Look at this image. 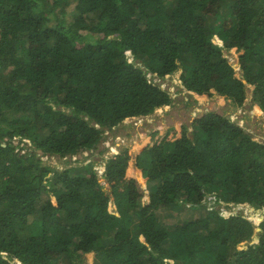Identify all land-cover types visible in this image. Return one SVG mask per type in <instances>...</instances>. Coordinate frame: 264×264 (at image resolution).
Wrapping results in <instances>:
<instances>
[{
	"label": "trees",
	"instance_id": "1",
	"mask_svg": "<svg viewBox=\"0 0 264 264\" xmlns=\"http://www.w3.org/2000/svg\"><path fill=\"white\" fill-rule=\"evenodd\" d=\"M147 72L264 110V0H0V264H264V218L216 208L264 215V142L229 116L147 142L140 176L121 146L104 163L109 190L94 161L71 163L126 118L170 106Z\"/></svg>",
	"mask_w": 264,
	"mask_h": 264
},
{
	"label": "rangeland",
	"instance_id": "2",
	"mask_svg": "<svg viewBox=\"0 0 264 264\" xmlns=\"http://www.w3.org/2000/svg\"><path fill=\"white\" fill-rule=\"evenodd\" d=\"M68 10L72 11V7ZM226 54L228 55L231 63L236 65L239 53H232L228 50ZM137 65L144 69V65L140 63H137ZM147 73L148 77L152 75L161 80L160 83L164 85L162 87L170 94V97L173 100L170 106L159 108L150 115L126 118L123 122L105 132L104 140L95 150H87L84 153L72 158L71 163H73L76 167L81 164H86L87 161H95V169L98 172L104 186L108 190V184L102 178L103 171L101 172L100 167L104 165L107 159L117 154L121 146L128 147L132 151L133 157L130 165V169H132L131 174L140 176L136 169L137 154L147 142H149L148 144L150 146L153 145L155 141L164 136L171 127L181 128L182 126H186L191 131L196 118L209 111H216L229 116L241 127L251 132L255 139L260 140L261 142L264 141V110L260 108V110L257 111L256 107L252 105V102L247 101L243 107H238L232 103L231 99H227L224 96L216 94L213 95V97L203 96L200 99L195 97L193 93L187 91L184 86L180 84L175 74L163 79L157 74L150 72ZM245 91L250 100L253 95V87L251 85H246ZM52 105L54 104L52 103ZM62 109L69 111L66 107H63ZM13 144L16 146V150L20 151L22 154L36 149L34 145H31L28 142L21 143L18 139H15ZM38 155L43 165L51 166L60 170L70 167V165L66 164L67 162L65 158L61 159L58 156L42 155L40 152ZM206 203L210 205L213 202L208 198ZM231 204L232 203L220 202L216 205V208L222 210L224 214L243 211L242 213L245 216L250 219L254 218L256 221H260L264 218L263 211H258L251 206ZM110 209L112 211H116L113 199ZM182 210L180 212H183V217H186L189 214H193L195 218L199 216V213L195 211L188 210L184 212L185 210ZM203 213L205 212L203 211ZM40 218L41 214L38 212L34 216L35 222L23 228L21 231L22 234L31 235L35 232L37 229L36 222H39ZM115 230L116 229H112L109 230V232L113 233ZM259 230L260 229L257 228V233L253 242L258 241ZM241 246H244V243ZM85 259L87 264H95L94 253H87L85 255ZM15 264L23 263L16 260Z\"/></svg>",
	"mask_w": 264,
	"mask_h": 264
},
{
	"label": "built area",
	"instance_id": "3",
	"mask_svg": "<svg viewBox=\"0 0 264 264\" xmlns=\"http://www.w3.org/2000/svg\"><path fill=\"white\" fill-rule=\"evenodd\" d=\"M151 77H153V80L155 81V82H161V80H159L158 79V77H155V76H152V75H150ZM162 86H164L163 84H161ZM264 142V141H263Z\"/></svg>",
	"mask_w": 264,
	"mask_h": 264
},
{
	"label": "clouds",
	"instance_id": "4",
	"mask_svg": "<svg viewBox=\"0 0 264 264\" xmlns=\"http://www.w3.org/2000/svg\"><path fill=\"white\" fill-rule=\"evenodd\" d=\"M150 77V76H149ZM166 79V78H165ZM157 83H160V82H157ZM162 86V85H161ZM163 88V87H162ZM260 141V140H259ZM85 152V151H84ZM83 152V153H84ZM95 162V161H94ZM101 168V172L103 171V168H104V165L102 166V167H100ZM98 173V172H97ZM102 175H103V172H102ZM99 176V175H98ZM100 177V176H99ZM103 178V177H102Z\"/></svg>",
	"mask_w": 264,
	"mask_h": 264
}]
</instances>
